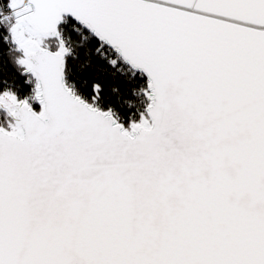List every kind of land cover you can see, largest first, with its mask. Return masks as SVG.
<instances>
[{"label": "snow or ice", "instance_id": "obj_1", "mask_svg": "<svg viewBox=\"0 0 264 264\" xmlns=\"http://www.w3.org/2000/svg\"><path fill=\"white\" fill-rule=\"evenodd\" d=\"M7 8L0 264H264V0Z\"/></svg>", "mask_w": 264, "mask_h": 264}, {"label": "trees", "instance_id": "obj_2", "mask_svg": "<svg viewBox=\"0 0 264 264\" xmlns=\"http://www.w3.org/2000/svg\"><path fill=\"white\" fill-rule=\"evenodd\" d=\"M0 9L2 11H9V9L7 8V0H0ZM73 25H76L77 27H79L72 20L68 19V23L61 25V28L65 30L66 35H71L73 40L79 41L80 36L72 31ZM82 31L84 35L90 36V34L87 33L85 30H82ZM96 44H97V40L94 37H91L87 46L90 48H94ZM5 51H7V49H5ZM106 51L109 52L112 58L116 57V54L112 52L110 49H106ZM94 64L104 65V62L100 61L98 58H94ZM118 67H122L124 69L128 68L123 63L119 64ZM25 79H26L25 77L19 74L16 67L13 65V63L9 59V57L5 55L2 59V67H0V80L6 81V83H0V89L11 88V90L17 94L18 98L22 99L29 93L30 87H31V85L24 83ZM123 79H124L123 77H117L116 83L119 84L122 90H125V91L133 87L139 88L141 85L145 83V79L142 78L139 73H137L136 78L132 81L131 84L124 85ZM69 80H74L77 83V86L79 87L80 82L79 80H76L75 76L69 77ZM80 91L84 94H87L88 89L80 88ZM129 98H131L130 93H129ZM111 103L113 104L114 107H116L117 111H119L120 114L125 118V123H126L129 112L134 111V109L129 110L126 107L121 106L120 104H117L115 97L112 98ZM137 106L140 107L139 104Z\"/></svg>", "mask_w": 264, "mask_h": 264}, {"label": "built area", "instance_id": "obj_3", "mask_svg": "<svg viewBox=\"0 0 264 264\" xmlns=\"http://www.w3.org/2000/svg\"><path fill=\"white\" fill-rule=\"evenodd\" d=\"M1 10V9H0ZM10 11V10H9ZM9 11H3V13H5V14H7ZM32 85H31V87H30V91H29V93L25 96V97H27V96H29L30 94H31V90H32ZM25 97H23L21 100H23V99H25ZM34 107H36L37 109H38V105H34Z\"/></svg>", "mask_w": 264, "mask_h": 264}, {"label": "water", "instance_id": "obj_4", "mask_svg": "<svg viewBox=\"0 0 264 264\" xmlns=\"http://www.w3.org/2000/svg\"><path fill=\"white\" fill-rule=\"evenodd\" d=\"M67 19H70V20H72V18L71 17H68ZM74 23H76L74 20H72ZM78 25V24H77ZM79 27H80V25H78ZM83 30H85L87 33H89L88 31H87V29H83ZM90 34V33H89ZM91 35V34H90ZM95 38V37H94ZM115 53V52H114ZM116 54V53H115ZM126 65V64H125ZM127 66V65H126ZM128 67V66H127Z\"/></svg>", "mask_w": 264, "mask_h": 264}]
</instances>
